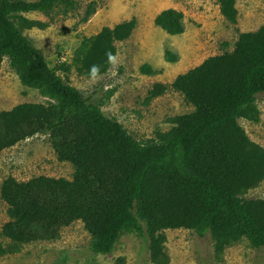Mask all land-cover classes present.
<instances>
[{"label": "trees", "instance_id": "16d2710c", "mask_svg": "<svg viewBox=\"0 0 264 264\" xmlns=\"http://www.w3.org/2000/svg\"><path fill=\"white\" fill-rule=\"evenodd\" d=\"M231 23L238 21L236 0H219ZM68 12L75 0H0V67L5 56L21 80L38 88L46 103H23L0 111V152L37 133L49 134L62 160L75 166L72 180L38 176L19 181L10 176L1 187L10 219L0 234V255L20 252L24 244L55 240L61 229L82 220L93 236L95 254H111L123 233L135 234L153 264H169L167 229L190 228L211 236L214 258L246 237L264 252V199L244 195L264 180V147L238 122L257 121V96L264 93V25L241 32L232 51L206 58L169 85L194 106L160 141H139L82 90L52 69L43 52L24 34L22 13ZM97 8L90 3L87 21ZM184 12L160 11L155 25L172 35L185 31ZM30 27H46L29 20ZM136 18L103 26L85 36L72 64L89 77L106 73L118 47L133 34ZM168 61L178 56L165 50ZM65 71L70 68L61 65ZM142 70L154 73L149 64ZM168 85L158 83L155 96Z\"/></svg>", "mask_w": 264, "mask_h": 264}, {"label": "rangeland", "instance_id": "374dc122", "mask_svg": "<svg viewBox=\"0 0 264 264\" xmlns=\"http://www.w3.org/2000/svg\"><path fill=\"white\" fill-rule=\"evenodd\" d=\"M35 1V0H28ZM76 8L64 12L55 8L49 14L40 11L22 13L18 24L46 57L50 67L92 101L105 115L116 119L139 141H160L177 124L175 118L190 113L194 106L180 91L170 88L175 78L201 64L206 58L232 51L241 32H251L264 25V0H236L238 21L227 20L219 0H75ZM90 3L96 12L84 21ZM167 8L184 12L185 31L172 35L156 26V15ZM136 18L133 34L117 42L118 51L111 68L97 77L77 72L72 64L76 48L85 36L103 26H114ZM29 20L47 23L33 25ZM178 56L168 61L165 50ZM64 64L70 69L61 68ZM149 64L155 70H142ZM168 85L157 96L156 84ZM259 119L238 118L248 136L264 147V93L257 96ZM38 88L25 84L5 56L0 67V111L11 110L23 103H46ZM72 180L75 166L59 158L49 134L37 133L0 152V230L10 219L8 204L3 199V181L12 176L27 181L38 176ZM244 197L264 199V180ZM1 232V231H0ZM55 240L24 244L20 252L0 255V264H153L146 243L135 234L123 233L111 254L92 251L93 236L82 220L61 229ZM169 264H264V252L256 249L246 237L226 246L221 258H214L211 236H197L190 228L167 229ZM9 240L0 234V243Z\"/></svg>", "mask_w": 264, "mask_h": 264}]
</instances>
